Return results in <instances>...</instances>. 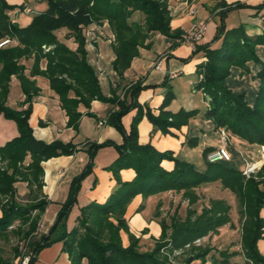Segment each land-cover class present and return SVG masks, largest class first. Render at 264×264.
<instances>
[{
  "label": "trees",
  "instance_id": "1",
  "mask_svg": "<svg viewBox=\"0 0 264 264\" xmlns=\"http://www.w3.org/2000/svg\"><path fill=\"white\" fill-rule=\"evenodd\" d=\"M48 3L47 9L36 13L32 21L21 26L9 14L17 5L8 0H0V42L9 38L11 42L0 47V114L14 120L19 135L0 146V237H4L9 226L16 219L29 217L34 210L44 211L50 203L43 196V161L61 155H72L80 149L77 144L54 140L46 142L35 137L29 123L32 112V99L41 88L37 85V75L49 79L52 90L59 96L61 107L68 116V125L78 129L83 112L97 118L90 111L92 102L100 100L113 105L108 113L106 124L115 127L123 136L122 143L106 140L85 142V151L89 161L84 169L71 181L68 197L58 212L54 225L40 236L32 235L36 221L32 220L31 229L26 232L30 242V261L35 264L39 252L50 244L62 241L71 264H81L87 258L90 264H190L198 258L208 257L210 247L193 246L187 256L173 263L169 257L175 250H184L187 244L201 239L231 221V205L225 199L213 198L209 206L195 216L196 210H189L186 218H172L171 223L162 219V233L155 245L141 249V237L136 236L129 227L126 217L127 208L137 195L145 199L152 194L174 190L183 192L191 202L199 201L196 189L220 181L225 188L236 196L242 221V249L245 260L233 264H264V255L258 242L264 239V171L257 177L246 178L243 168L230 165L231 160L210 162L207 147L204 151L206 168L198 170L184 159L174 156L172 151L161 152L151 144L139 142V123L146 115L155 128L164 133L170 127L180 128L189 117L199 113L198 109L179 110L172 116L166 106L171 100L167 93L159 115L138 102L139 92L148 87L139 81L132 83L123 97L105 96L102 92L97 69L90 63L87 44L91 24H109L114 34L112 48L115 58L112 67L123 76L131 62L139 54L140 47H146L147 41L155 33H161L171 42V48L177 47L181 32H172V15L168 0H42ZM219 23L211 42L196 44L187 61L198 57L205 60L197 66L198 80L195 89L202 91L207 99L204 116L212 119L216 128L225 127L231 135H236L251 144H264V2L255 6L236 1L228 4L220 0L217 8ZM254 10L248 19L230 27L227 22L232 11L241 8ZM25 6H20L24 11ZM139 13L138 19L134 15ZM67 28L75 37L77 48L72 49L59 41L56 31ZM33 60L30 74L26 73L24 60ZM46 61L45 68L42 67ZM247 76L256 82L253 91L236 87L237 79H231L233 72ZM16 76L26 95V109H17L7 104L10 82ZM241 82L242 79H239ZM133 109L137 113L131 128L127 131L122 118ZM184 113L186 119L176 115ZM180 118V117H179ZM105 146H114L119 155L108 167L113 171L117 187L103 202L91 201L79 206V215L75 224L68 227V215L78 203L82 183L93 172L94 158L98 150ZM172 160V170L163 167L162 162ZM4 163L1 164V163ZM132 168L136 176L129 181L121 177L123 169ZM18 182H26L31 189L37 188L39 200L31 205L20 202ZM32 190L28 192V195ZM144 204L137 211H141ZM28 219V218H27ZM171 230V231H170ZM170 231V232H169ZM31 234V235H30ZM16 251L17 258L23 253ZM229 255L221 252L222 261L215 254L210 257L211 264H230ZM0 264H14L5 258L0 247Z\"/></svg>",
  "mask_w": 264,
  "mask_h": 264
},
{
  "label": "crops",
  "instance_id": "2",
  "mask_svg": "<svg viewBox=\"0 0 264 264\" xmlns=\"http://www.w3.org/2000/svg\"><path fill=\"white\" fill-rule=\"evenodd\" d=\"M40 1L42 2V0H36V2L32 3L30 9L32 11L40 9L42 6ZM226 1L228 4L241 1L252 6L264 2V0ZM219 2L220 0H168L172 15V32H181L183 35L194 22L198 20L205 21L207 22V31L205 36L197 44L211 42L217 32L219 23L218 13L221 7L216 9ZM192 8L197 10L195 14L196 16L198 15L197 17L190 13ZM252 11L253 10L250 12ZM22 13L27 14L28 12H26L25 9L22 12L18 11L15 13L18 17L15 16V18H12L19 23ZM193 18L195 21H193ZM94 27H97L100 33L104 32L110 37V39L107 40L98 37V39L92 42L95 43L94 45L90 41L87 44L89 61L98 71L102 92L104 93V90L107 89L104 94L105 96L111 97L115 93L123 97L128 87L132 83L139 81L142 85H147L148 87L139 92L138 102L144 107V110L149 109L154 115H159L167 93L171 92L169 93L171 94L170 97L175 96L174 88L179 86L184 92L183 101L176 107H172V105H169L171 104L170 100L165 108L169 111L167 116H172L181 109L184 111L193 109L199 110L197 115L189 117L180 128L170 127L169 133H164L161 129L155 128L153 122H151L146 115L139 123V142L141 144H151L158 151H172L174 156L179 157L183 155L184 160H191L188 156V152L186 153L185 144L190 140L189 135L191 134L192 128L196 134V136L193 135V138H198V132H201L203 128L197 125L191 127L190 122H192L193 119L196 120L204 117L205 109H201V106L198 105L197 100L191 96L190 92L194 93L196 90L194 85L199 78L197 66L200 62L204 61L205 58L198 57L199 54L187 61V58L192 54L195 46L189 42H179L180 44L177 47L171 48V42L168 41L165 35L155 33L147 41L146 44L148 45L146 47L139 48V54L132 60L130 68L124 72L123 76H120L112 67V61L115 58V53L112 48L114 34L109 24H91L89 28ZM159 60H161L162 63L160 68L157 69L156 65ZM24 62L27 65L26 73L29 75L33 60H24ZM45 66L46 61L44 60L42 67L45 68ZM33 79H36L37 85L41 88L39 94L32 99V112L29 118V123L33 128L35 137L46 142L59 139L66 143L71 142L77 144L80 148L84 147V149H80L72 155H61L42 162L45 174L43 196L41 197L49 200L50 204L47 206V208H49L54 202L61 204L66 201L71 181L79 174L80 170L84 168L82 165L78 164V161L81 158L82 152L85 151V142L96 141L101 143L106 140H113L120 144L123 142V136L113 126L108 124L99 125L100 120H105L108 113L114 108L111 103L100 100H94L92 102L90 111L96 114L97 118L87 115V109L80 106V111L83 112V116L81 117L78 129H76L68 125L66 111L61 107L60 98L55 91L52 90L49 79L41 75H37L33 77ZM201 93L202 101L207 106L203 98V92L201 91ZM25 98L26 95L23 93L19 79L13 76L10 82L7 104L17 109H26L29 103L23 104ZM179 105L180 109L177 110ZM136 113L137 109H133L122 118L123 125L127 131L130 130ZM175 117L182 120L186 119L184 113L176 115ZM214 127L218 135V144L219 141L221 144L220 136L217 131L218 129L215 125ZM18 135L19 131L16 122L0 114V146H3L6 142ZM233 136L234 135H231V140L234 138ZM235 139L252 152L254 147L253 144L238 136H236ZM218 146L219 145H207V147L213 149ZM103 150L105 152L107 151L103 159L105 163H96L92 172L94 176H90V179H87V181L83 183V187L79 194V200H82L80 206L91 201L100 203L105 202L118 185L113 171L108 169V167L118 157L119 153L114 146L106 147ZM87 157L88 156H86V159ZM247 159H249V157L246 158V160ZM88 160L89 159H87V161ZM230 160H232V156ZM162 165L167 170H172L175 163L172 160L165 159ZM246 165H244L243 170ZM135 176L136 172L132 168L123 169L121 171V177L124 181L132 180ZM29 191L30 190H26L27 194H25V197H28ZM167 192L168 191H165L159 194L164 195ZM151 196H154L155 199V195ZM149 198L145 199L141 194L137 195L128 206L126 217L128 218L130 230L137 236L142 235L141 241L144 240L145 243L149 242L154 245L155 237L158 238L162 233V227L160 220L155 217L158 212L150 216L151 213L147 207ZM160 202H162V200ZM142 204H144V208L141 211H137ZM145 209H147V211ZM77 213H79V208ZM262 214L264 216V210ZM46 232V229H42L36 236H40ZM51 246L52 247L44 248L39 252L35 264H71L68 253L60 258V250L63 247L62 241H57ZM258 247L260 252L264 255V239L259 240Z\"/></svg>",
  "mask_w": 264,
  "mask_h": 264
},
{
  "label": "rangeland",
  "instance_id": "3",
  "mask_svg": "<svg viewBox=\"0 0 264 264\" xmlns=\"http://www.w3.org/2000/svg\"><path fill=\"white\" fill-rule=\"evenodd\" d=\"M8 1L10 4L17 5L15 9H11L8 11V14L13 18L17 16L15 15V13L20 11V6L25 3L24 4L25 11L28 13L21 14L20 21H19V24L21 26L28 25L32 21V18L36 13L44 11L48 7V3L46 1H42V2L40 1L42 3L41 8L32 11L30 9V6L32 3L36 2V0H8ZM251 10L253 9L247 7V8H241V9L233 11L227 18V22L230 24V27L234 26L235 23L237 24L242 20L248 19L250 14L254 12V10L250 12ZM139 17H140L139 13H136L134 15L135 19H138ZM193 21H195L194 18H193ZM89 31L90 32L88 36L90 37L91 43L94 40L98 39V37H101V39H104V40L110 39L108 34H105L104 32L100 33L97 27L90 28ZM56 34L60 42L66 44L72 49L77 48L75 37L69 32L67 28L63 27V28L58 29L56 31ZM92 44L94 45L95 43H92ZM234 78L238 80V82L236 83L237 85L235 86L240 89H246L249 91H253L256 88L255 87L256 82L253 79H249V77L244 76V75L240 76L236 74V71H234L231 76V79H234ZM239 79H242L241 82H239L240 81ZM105 91H107V89L104 90L103 94H105ZM198 91L199 90H195L194 93L190 92V94L194 99L197 100L198 105L201 106V109L206 110L207 106L202 101V93L201 91L200 92ZM183 93L184 92L181 89V87L179 86L175 87L174 88L175 96L171 97V102H170L171 104L169 105L170 106L172 105V107L173 106L176 107L180 102H182L183 96H184ZM203 98L206 104L208 105L207 103L208 101L204 93H203ZM179 109H180V105L178 106L177 110ZM190 125L191 127H193L194 125H197L203 128V130L201 132H198L199 134L198 138H193V135L196 136V134L193 128L191 129V134L189 135L190 140H188V142L185 144V150H186V153L188 152V156L191 159L189 160V162L192 163L196 169L204 170L206 168V163H205V158H204L205 148L207 147V145H220V141L218 144V139H217L218 135L214 127L215 124L212 119H208L204 116L200 119H196V120L193 119V121L190 122ZM228 136H229V141H228L227 148L232 156L230 165L233 168L241 170L244 167V165H246V163H249L251 169L248 170L247 174H244V175L246 176L247 179L253 176L258 178L257 175L259 174V172L264 171V149H263L264 144H255V145L253 144L254 147L252 149V152H250V150L246 149L244 145L236 141L235 139L236 135H234L233 136L234 138L231 140L232 137L228 131ZM106 147H109V146L102 147L98 150L94 158L95 164L105 163L103 159L107 151L105 152L103 149ZM86 156H88L87 159H89V153L87 151L82 152L81 158L78 161V164L82 165V167H85V165L89 161V160L87 161ZM248 157L249 159L246 160V158ZM178 158L184 159L183 155L179 156ZM4 163L5 162L1 164L4 165ZM83 169H81L80 172ZM90 176H94V174L91 173L90 175H88L83 181V183L86 182L87 179H90ZM17 186H18V193L20 196V202L22 204L29 206L31 204L36 203L39 200L40 196L38 195L37 188L35 186L33 187V189H31L30 186H28V184H26L25 182H18ZM26 190H32L31 193L28 195V197H25V194H27ZM196 193L199 196V201L196 203L191 202L190 198L184 195L183 192H176L174 190L173 191L169 190L164 195H161L159 193L158 195L152 194V195H155V199H154V196H151V195L149 196L150 198L147 197L149 198L147 207L149 209V212L151 213L150 216H153L155 212H158L157 215H155V217H157L158 220L160 221L162 219H165L167 223L173 222L172 218H178L180 220H184L187 214L189 213V210H193V209L196 210V213L194 214V218H195V216L199 215L202 212V209L204 206L210 205V201L213 198L225 199L231 205V210H230L231 221H229L227 224L220 227L218 232L210 233L209 235L202 237L200 240L196 239L192 244H187L184 250L173 251V253L169 255L171 261L173 263H176V261L181 259L183 255L187 256L188 251H190L193 246L210 247L212 251L210 255L206 257V259L198 258V259L193 260L190 264H211L210 257L212 256V254H215L217 258L219 259V261L221 260L220 262H223L222 261L223 256H221V252H226L228 254H231L229 255V259H228V263L230 264H233L235 261L245 260L243 249H242V241H241L243 219L240 218L239 205H238V200L236 196L233 194V192L230 189L225 188L220 181L199 187L196 189ZM161 200L162 202H160ZM81 203H82V200H78V203L74 206L73 210L68 215V218L66 220L68 227H72L75 224L77 215H79V213H77L78 207L81 205ZM61 206H62V203L60 204V203L54 202L49 208L46 207L44 211L39 212V210H34L32 214L30 215V218L26 217L22 219L20 218L16 219L12 223V225L9 226V229L6 235L4 237H0V247L2 248V253L4 257L11 259L14 264H17L19 258H17L15 250L18 249V251H20L21 253H25V252L30 253V242L28 239L34 234L35 231H37V227L39 226L38 225L39 221L41 220L42 229H46V231L48 232L50 228L54 225ZM145 210L147 211V209ZM39 214L41 218L38 222L36 221L35 231L32 232V235L30 234L31 235L30 237L28 236L26 237L25 235L26 232L31 229L32 222L39 218ZM0 215H1V210H0ZM142 232L146 233L144 231ZM160 236H158V238L155 237V240H158ZM138 237H142V235ZM55 243L56 242L44 248L52 247L51 245ZM154 245L153 243L150 244L149 242L145 243L144 240L141 241V249H149V248H152ZM60 253H61L60 258H62L65 254H67V252L64 250L63 247L60 250ZM81 264H90V262L87 258H83L81 261Z\"/></svg>",
  "mask_w": 264,
  "mask_h": 264
},
{
  "label": "built area",
  "instance_id": "4",
  "mask_svg": "<svg viewBox=\"0 0 264 264\" xmlns=\"http://www.w3.org/2000/svg\"><path fill=\"white\" fill-rule=\"evenodd\" d=\"M197 10L193 9L190 11L192 15H195ZM207 31V22L198 20L194 22V24L186 31L185 34L182 35V38L179 39V42H189L193 46H195L204 36ZM90 31H88L89 34ZM11 42V39L7 38L3 41L0 42V47L8 44ZM162 61L159 60L157 62L156 68L159 69L161 66ZM106 124L105 120H100L99 125H104ZM218 133L220 136L221 144L211 150L208 153V160L212 163L214 162H219V161H228L231 159L230 152L227 148L228 141H229V136H228V129L225 127H219L218 128ZM264 149V146H263ZM250 164L247 163L246 168L243 170L244 174H247L248 170H250ZM37 227V231L34 232L33 235H38L42 231V225L41 221H39ZM200 240V239H198ZM30 261V253H23V257L18 260L17 264H29Z\"/></svg>",
  "mask_w": 264,
  "mask_h": 264
}]
</instances>
